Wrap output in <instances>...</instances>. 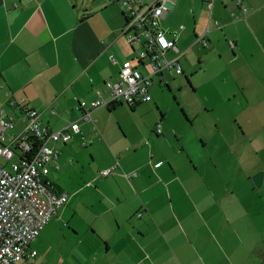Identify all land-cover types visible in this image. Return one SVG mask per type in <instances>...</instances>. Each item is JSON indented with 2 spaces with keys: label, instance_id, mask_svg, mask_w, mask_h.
<instances>
[{
  "label": "crops",
  "instance_id": "0c3cea01",
  "mask_svg": "<svg viewBox=\"0 0 264 264\" xmlns=\"http://www.w3.org/2000/svg\"><path fill=\"white\" fill-rule=\"evenodd\" d=\"M165 4L166 58L182 74L154 78L148 103L84 121L77 101L98 99L118 79L111 59H132L144 39L128 44L116 0H0V105L23 99L49 131H81L51 144L59 168L45 180L69 197L30 244L37 264H264V0ZM156 86L186 90L179 114Z\"/></svg>",
  "mask_w": 264,
  "mask_h": 264
},
{
  "label": "built area",
  "instance_id": "2783aa9c",
  "mask_svg": "<svg viewBox=\"0 0 264 264\" xmlns=\"http://www.w3.org/2000/svg\"><path fill=\"white\" fill-rule=\"evenodd\" d=\"M214 0H203L212 10ZM126 17L122 30L128 44L144 39L142 48L132 59L117 63L118 79L109 80L104 89L97 92L98 99L85 102L77 101L74 109L80 113V119L86 121L92 111L123 104L134 107L148 103L152 97L150 88L154 78L161 79L163 73L181 75L182 67L179 57L167 59L166 54L176 50L175 40L168 39L160 21L168 11L165 0L145 4L141 0H116ZM203 46V36L196 40ZM230 47H234L231 43ZM134 61L136 64H134ZM147 67L143 74L141 68ZM103 96H105L103 98ZM68 114V111H66ZM38 113L28 108L23 99L14 100L7 107L0 105V160L16 162L5 168L0 162V264H37L36 251L30 244L36 240L54 212L68 200L65 192L55 193L48 188L45 177L49 165L58 169L56 159L59 151L51 144L66 145L74 135L81 133L76 122L57 131L43 127ZM23 126L16 133L15 125ZM154 132L162 133L157 124ZM117 168L116 162L111 168L100 172L101 177L110 176ZM136 174L132 173L131 177Z\"/></svg>",
  "mask_w": 264,
  "mask_h": 264
},
{
  "label": "rangeland",
  "instance_id": "374dc122",
  "mask_svg": "<svg viewBox=\"0 0 264 264\" xmlns=\"http://www.w3.org/2000/svg\"><path fill=\"white\" fill-rule=\"evenodd\" d=\"M80 0H78V2H79ZM169 57H171V55L169 54L168 55V58ZM155 88H157L159 91H161V93H164V98H163V100H164V102L165 103H168L169 104V107H170V109H166V111L168 110L169 111V115H177V114H179L180 112H179V109H177L176 108V106H175V100H174V96H175V94L176 95H179L180 97H184V95H185V93H187L186 92V90H183V92H180V91H175V92H169V91H167L166 90V88H159L158 86H156ZM205 91H206V89H203V90H201L200 92L202 93V94H205ZM199 92V94L198 95H201V93ZM188 95H191V94H188ZM165 110H164V112H166ZM23 126H21L18 122H16V125H15V130H14V132L16 133L17 131H19L21 128H22ZM0 162L3 164V165H5V168L6 169H9V166L11 165V164H13V163H15L16 162V159L14 158V159H12L11 161H9V162H6L5 160H0ZM259 173H261V172H259ZM258 174V173H257ZM262 174V173H261ZM252 179V178H251ZM252 186H253V190H254V193H256V194H258V196H257V198L259 197V193H261V191H263L262 189H261V187L259 188V189H256V187H254V184L252 183ZM251 203H252V207H254L255 209H261L262 208V205H261V203H260V200L258 199V200H254V199H252L251 200Z\"/></svg>",
  "mask_w": 264,
  "mask_h": 264
},
{
  "label": "water",
  "instance_id": "95a60500",
  "mask_svg": "<svg viewBox=\"0 0 264 264\" xmlns=\"http://www.w3.org/2000/svg\"><path fill=\"white\" fill-rule=\"evenodd\" d=\"M261 178H262V174L261 173L255 175L252 178V183L254 184V187H256V188H259L260 187V185H261Z\"/></svg>",
  "mask_w": 264,
  "mask_h": 264
},
{
  "label": "trees",
  "instance_id": "16d2710c",
  "mask_svg": "<svg viewBox=\"0 0 264 264\" xmlns=\"http://www.w3.org/2000/svg\"><path fill=\"white\" fill-rule=\"evenodd\" d=\"M114 105H117V104H113V105H111V106H114Z\"/></svg>",
  "mask_w": 264,
  "mask_h": 264
}]
</instances>
